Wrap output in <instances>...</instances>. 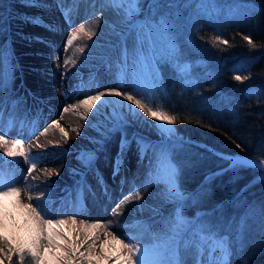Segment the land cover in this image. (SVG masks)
Masks as SVG:
<instances>
[{"label":"bare ground","instance_id":"bare-ground-1","mask_svg":"<svg viewBox=\"0 0 264 264\" xmlns=\"http://www.w3.org/2000/svg\"><path fill=\"white\" fill-rule=\"evenodd\" d=\"M2 1L0 18L8 29L7 35L12 37L10 42L21 65L24 84L12 96L16 105L6 117L2 108L4 102L10 101L11 87L0 88V133L9 140L7 147L0 144V153H7L11 141L20 139L29 159L8 156L9 167L4 171L10 182L4 188L15 185L20 195L11 196L8 205L0 197V229L18 239L27 233L34 236L36 225L26 207L31 204L45 218L68 220L66 215L75 216L76 223L68 220L51 231L67 237L58 236L55 242L73 247L76 257L81 252L87 255L89 245L95 241L91 252L97 253L102 264H122L117 259L124 251L117 241H122L141 249L136 259H142L143 264H176L177 258L180 264H200L203 242L191 239L188 223H179L172 216L175 200L168 198V184L162 173L167 167L159 151L167 136L152 127L159 122L139 110V117L134 118L128 112L130 102H119L122 97L105 96L104 106L100 107L98 102L92 113H85L78 106L88 95L99 91L139 88L141 92L136 75L131 78L125 74L127 66L132 72L137 69L140 58L137 53L119 55L117 51L133 29H129L134 24L131 22L118 37L128 19V4H110L106 0H37L36 6H30L26 0H8L7 5L6 0ZM35 15L41 23L31 22ZM80 27L84 32L79 31ZM73 32L77 35L69 44ZM84 115L88 116L87 121L82 118ZM114 117H122L138 127L136 139L120 149L124 162L113 157L122 141L118 138L120 128L113 127ZM60 128L67 132L66 138ZM141 137L143 151L137 143ZM31 138L46 150L39 151ZM79 153H93L94 160L85 165ZM41 154L47 159L46 168L39 163ZM2 158L5 163L6 158ZM67 158L79 160V164L66 162ZM32 160L36 168L29 174ZM117 165L119 169L113 172L111 167ZM79 186L84 188L82 198L69 204ZM54 203L60 207L54 208ZM84 209L86 213L82 212ZM6 212L18 230L9 225ZM94 224L100 227L93 228ZM52 250L64 258L63 247ZM215 250L211 247L204 253L210 256Z\"/></svg>","mask_w":264,"mask_h":264},{"label":"trees","instance_id":"trees-1","mask_svg":"<svg viewBox=\"0 0 264 264\" xmlns=\"http://www.w3.org/2000/svg\"><path fill=\"white\" fill-rule=\"evenodd\" d=\"M205 1L140 0V16L172 45L170 57L157 60L162 82L152 106L176 117L184 139L170 154L185 214L198 218L201 232L227 237V264H264V172L229 159L264 160V0H243L245 14L233 17L208 12Z\"/></svg>","mask_w":264,"mask_h":264},{"label":"rangeland","instance_id":"rangeland-1","mask_svg":"<svg viewBox=\"0 0 264 264\" xmlns=\"http://www.w3.org/2000/svg\"><path fill=\"white\" fill-rule=\"evenodd\" d=\"M7 1L8 0H6L5 5H7ZM200 1H202V0H200ZM246 5L247 4H244L243 0H206L204 2V6H206V7L212 6L211 11L207 9L208 12L211 13L212 11H214L216 14L218 12H222V11L226 10L227 11L226 14H228L229 17H233L236 14H239V15L245 14ZM3 6H4V2L2 0H0V7H3ZM129 8H134L135 10L132 12V15L130 17H128V19L123 22V29H121V33L118 35V37L121 34H124L126 29H127L128 24L133 22L134 23L133 25L145 24L146 25L145 30H147L148 32L151 33V39L149 40L146 38L143 40V42L138 40L137 39V29L135 27H133V25H132L129 27V29H131V28H133V29H131L127 33L126 41L121 44V46L119 47V49L117 51H118L119 55H122L125 52H130L132 54L137 53V57L140 58L139 63L137 65V69L133 70L134 72H132L130 69H128V66H127V71L125 72V74H127V76H129L131 78L133 77V74L136 75V78L139 79L140 84H141V92H140L141 97H139V98H144L146 100V102L150 103V105L152 106L153 103L155 102V99L159 95L158 88L162 82V78H161L162 76L160 74L161 71L159 70L157 60L160 58L163 59V57L169 58L170 54H171L170 51L172 49V45L170 43H167L168 38L166 37V32H164V31L162 32L163 28L161 29L159 27V25H156V27L153 28L152 25H154V24L149 19L143 18L140 16V11H141L140 0H139L138 5L128 4V9ZM16 12H18V11H16ZM35 17H36V15H35ZM7 30L8 29H7L6 25L3 23V30L0 31V50H3L4 55L2 58H0V72L3 75V85L8 86V88L11 87V90H10L9 95H8V98L10 99V101L8 103L4 102L3 103L4 106L2 108V113H3V116H5V117L10 114V112L13 110V108L16 105V102L12 100V96L18 91L21 84H24V74H23L21 65L18 64L16 57L14 56L13 45L10 42V39L12 37H11V35H7L8 34ZM2 38H4V40ZM186 65H188V64H186ZM182 69H181L182 72L189 71V65L186 69H184V67ZM18 99H20V98H18ZM174 129H175L174 133L171 136L165 137L163 139V145L159 148V151H160L161 156H162L163 165L167 167L166 171L161 169L163 175L165 176L166 182L169 178V164L175 165L178 168L175 160L172 159V156L170 154V147L174 143H178V142L184 140L183 137L177 133L175 125H174ZM137 134H138V127L133 122H127L126 124H123L122 127H120V130L118 133V136H119L118 138L121 139L122 141H124V140L127 141L126 144L123 146L122 150H124L129 143L133 142L136 139ZM31 139H34V138H31ZM33 141L35 142V144H37L39 151L40 150L41 151L46 150L45 146L43 144L39 143L38 141H35V139ZM122 141L120 142V144L117 147L118 150H115L113 152V157L115 160H119L121 162H124L125 161V158H124L125 155H122L121 150H120L122 148ZM195 144L201 148L204 147L200 143H195ZM82 154L83 153H79V155H80L79 159H81ZM2 157L6 158L5 163H3L4 160ZM229 159L231 160L230 166H232V167H233V161L248 160V161H251L252 164H241L238 166L256 167V168L260 169L261 171H262L261 162H264V160H261L258 158H247V157H239V156L229 157ZM38 160H39V163L41 164V167H43V168L47 167L46 166L47 159L45 158L44 155L43 156H42V154H41V156L39 155ZM65 161L72 163L74 165L79 164V162H78L79 160H74L73 158H67V159H65ZM253 164H255L256 166H253ZM8 167H9L8 155L6 154V152H3L1 150V153H0V188H4L8 184V182H10L8 176L5 175L6 172L4 171V169H8ZM86 168H90V166H86ZM111 169L114 172L115 170H118L119 168L118 167L115 168L114 166H112ZM262 172H264V171H262ZM176 179H177V184H178L179 190L183 194V191H182V188H181V185L179 182V173H178V176ZM83 194H84L83 186L77 187L69 199V204H73L75 201L80 200L82 198ZM183 196L185 197L184 194H183ZM185 199H186V197H185ZM10 200H11V196L10 197H3V202L5 203V205H8L10 203ZM183 200L182 201L175 200L173 202L174 204H172V205L174 206V208H173L174 211L172 213V216L176 217L177 209H179L180 216L189 225V230L187 229L188 235H190V238L193 240L203 242L204 251H206V253H207L209 248H211V247L213 248V238L216 241H221L222 239L219 240L216 237H211V236L201 232V229H200V226L198 223V218H193V217H190L189 215L185 214V212H184L185 209L183 208V205H182ZM168 201H169V199H167L165 201V203L163 202L162 205L163 204L165 205L166 202H168ZM53 207L56 208V207H60V206H59V204L54 203ZM90 208H92V207H90ZM82 212L86 213V209H84V211H82ZM5 215L7 216L8 220H10L9 225H11L15 229H17L16 222L14 220H12V217H9V214L7 212L5 213ZM69 216L70 215H66V217H69ZM18 221L20 222V220H18ZM62 235L64 236V234H62ZM0 236H7L8 240L13 243L14 247L16 246V243L21 240V239H18L17 236L12 235V233H9L7 231H3L2 229H0ZM24 237H30V235H28V233H27ZM64 237H66V236H64ZM43 251L46 253L45 264H59V261L57 259H55L54 257H60L61 258L60 254H58V253L55 254V252L52 249H48V248H45ZM204 251L200 255V261H201L200 264H216V262L221 260L224 256L223 252L219 248H216L215 252L210 256H206ZM13 257L19 261V257L17 255H13ZM228 258H229V256L227 257V260H228ZM90 260H91V264H102L100 257H98L97 253H95V252L94 253L91 252ZM23 261H24L23 264H25L26 262H28L29 264H32V259L30 256L26 255Z\"/></svg>","mask_w":264,"mask_h":264},{"label":"snow or ice","instance_id":"snow-or-ice-1","mask_svg":"<svg viewBox=\"0 0 264 264\" xmlns=\"http://www.w3.org/2000/svg\"><path fill=\"white\" fill-rule=\"evenodd\" d=\"M27 4L30 6H36L37 0H26ZM107 3L110 4H123L127 3L130 5H138L139 0H106ZM156 3V0H153V4ZM134 8L126 9L128 17L132 15V12L134 11ZM250 11H255L254 8H251ZM32 23H41L38 17H32L31 18ZM165 21L161 20V25H164ZM50 27V26H49ZM137 29V39L143 42L144 39H151V33L148 32L146 29L145 24H139L134 26ZM153 28H155V25H152ZM3 30V21L2 18H0V31ZM143 30V31H142ZM80 32H84V28H79ZM76 33H72V39L68 41L69 44L72 43V40L76 38ZM91 35H95V32H92ZM245 39H248L247 37ZM226 43V41H225ZM249 43H251V40H249ZM173 50L176 51L175 46L173 45ZM4 55L3 50H0V58H2ZM188 65L184 66V69H186ZM183 70V69H182ZM236 80H241V77L239 75L235 76ZM0 88H3V75L0 73ZM140 95L139 88L133 89L131 91H122L117 89H109L106 91H99L96 94L88 95L87 98L83 99L80 102V105L85 110V113H92L93 109L96 108L98 102L100 103V107L104 106L103 99L105 96H112V97H122V101H119L122 103L123 101L130 102V106H128V112L132 114L134 118L139 117V113H143L144 116L149 117L157 122H159L156 125H152V127H155L158 129L161 135L164 136H171L175 129L174 125L176 124V117L174 115H169L165 111H161L159 109H154L153 106L150 105V103L146 102L144 98H138ZM134 106V107H132ZM139 110V113L137 112ZM65 112L68 111L67 108L64 109ZM97 111H99V108H97ZM85 121L88 120V116L84 115L82 117ZM114 124L113 127L120 128L123 124H126L127 121L123 120L122 117H114ZM57 126L58 122H57ZM60 131L62 135L66 138L67 132L63 128H60ZM75 131V130H74ZM106 131H110V129H107ZM79 134V133H77ZM126 140L122 141V149L123 146L126 144ZM138 146L141 147V151H143V148L145 147L143 144V138H139L137 140ZM0 144H3L5 147L9 144V140L7 137L3 134H0ZM12 147L7 150V155L9 157L14 156H20L24 157L25 160H28L29 157L26 155V153L23 150V142L20 139H14L11 141ZM239 147V145H237ZM82 161L85 164H90L94 160V154L93 153H84L81 156ZM241 164H252L251 161L248 160H240V161H233V167H236ZM253 166H256L253 164ZM118 167V165H117ZM36 163L35 160L31 161V168L29 169V174L31 171L35 170ZM261 168L262 171H264V162H261ZM179 173V169L175 165L169 164V178L167 180L168 184V198L174 199L178 201H182L185 199L183 194L180 192L178 184H177V176ZM49 175L51 173H48ZM58 175L59 173H55ZM20 195V189L16 187L15 185H10L7 188H0V197H10V196H16L19 197ZM138 196V191H137ZM32 199V196H29V200ZM30 209L32 219L35 222L36 225V232L35 235L32 237H22L19 242L16 243V246H13V243L8 240L7 236H0V264H11L13 255H17L19 257L20 264H23V260L25 256H30L32 259V264H45V256L46 253L43 251L45 248L52 249V248H61L63 247V251L65 253L64 258L61 259L60 257H54L59 261V264H91L90 256H91V250L95 245V241H93L92 245H89L88 248V254L86 255L84 252L80 253L79 257H76L73 253L75 252V249L71 247L70 245H60L55 242L56 237L61 236V233H54L51 230L57 226L64 224L70 220L72 223H76L75 216L68 217V220L65 219H52V218H45L44 215L41 214L40 211H37L36 207H33L31 204L26 205ZM142 207V206H141ZM176 220L179 223H185L183 218L180 216L179 209H177L176 212ZM80 223L85 224V221L81 220ZM93 228L100 227L99 224L92 225ZM108 235H111V233H108ZM113 239H116V237H112ZM121 244L122 249L124 250L123 253L117 257V259L122 261V264H143V260L141 259L138 261L136 259L137 256L141 255V249L137 247L134 244H126L122 241H117ZM179 241H177V244ZM216 248H219L224 256L221 260L217 261L216 264H227V257L231 255L230 249L228 247L227 237L223 238L221 241H216L213 238V250ZM176 264H180L179 259L177 258Z\"/></svg>","mask_w":264,"mask_h":264}]
</instances>
